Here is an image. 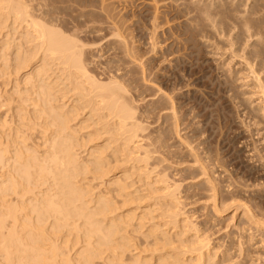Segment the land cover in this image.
I'll list each match as a JSON object with an SVG mask.
<instances>
[{
    "label": "bare ground",
    "instance_id": "6f19581e",
    "mask_svg": "<svg viewBox=\"0 0 264 264\" xmlns=\"http://www.w3.org/2000/svg\"><path fill=\"white\" fill-rule=\"evenodd\" d=\"M32 1L38 0H0V264H186L173 232L157 223L153 200L143 204L147 198L159 199L154 185L162 181L167 209L160 216L166 213L174 221L183 214L176 209L182 202L176 195L179 183L170 184L172 179L161 170L158 179L152 177L160 163L154 155L159 140L144 134L147 128L127 95L126 74L117 71L107 81L98 78L83 56L84 44L64 33L57 23L59 15H52L63 0H39L34 5ZM100 1L103 11L108 0ZM89 14L92 11L83 15ZM154 18L157 21L156 14ZM243 22L246 27L260 25L252 15ZM117 25L115 33L121 37L124 27ZM255 53L260 57L264 47ZM261 65L264 68V60ZM256 80L263 81L260 75ZM260 85L264 96V84ZM139 171L145 175L144 187L136 185L135 174L144 176ZM211 240L199 236L194 241L197 264H206Z\"/></svg>",
    "mask_w": 264,
    "mask_h": 264
},
{
    "label": "rangeland",
    "instance_id": "374dc122",
    "mask_svg": "<svg viewBox=\"0 0 264 264\" xmlns=\"http://www.w3.org/2000/svg\"><path fill=\"white\" fill-rule=\"evenodd\" d=\"M152 1L148 0L155 5H149L146 0H108L105 9L100 11V0H63L56 3L52 15H59L57 23L64 33L73 34L76 41L80 39L77 41L81 42L80 46L85 45L83 56L98 78L107 81L117 71L126 74L127 90L131 91L127 95L148 129L144 134L152 133L159 140L160 147L154 155L161 165L157 164L151 176L158 179L156 174L161 170L172 179L170 184L179 183L181 188L176 195L182 202L176 209L183 214L174 221L166 213L160 216L167 209L164 197L167 192L162 181L154 185L159 199L158 196L147 198L148 202L145 199L143 204L153 202L152 206L157 209L155 215L159 216L157 223L166 224L162 228L173 232L176 250L185 255L186 264L198 263L193 246L199 236L212 239L206 264H264V112H261L264 96L263 89L260 91V84H264L261 65L264 54L259 57L255 53L264 47V0ZM35 2L40 1L31 3ZM106 9L111 15L107 16ZM85 11L92 14L84 16ZM249 15L257 17L260 25L246 27L243 19ZM110 17L118 28L124 27L121 37L115 33L116 25ZM122 38L127 40L123 42ZM118 41L123 43L120 45ZM247 59L250 61L245 62ZM247 63L254 64L251 67L256 75ZM248 67L252 72H248ZM259 75L263 81L258 84L256 76ZM175 131L180 134L176 135ZM135 175L136 185L143 186L145 175L141 178ZM183 218H187L188 226Z\"/></svg>",
    "mask_w": 264,
    "mask_h": 264
}]
</instances>
